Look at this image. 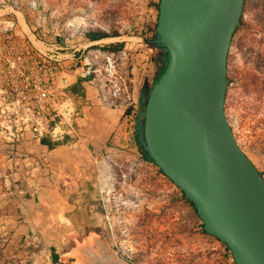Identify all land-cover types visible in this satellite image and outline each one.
I'll return each instance as SVG.
<instances>
[{"label": "rangeland", "instance_id": "rangeland-1", "mask_svg": "<svg viewBox=\"0 0 264 264\" xmlns=\"http://www.w3.org/2000/svg\"><path fill=\"white\" fill-rule=\"evenodd\" d=\"M157 2L0 0V9L17 7L19 30L62 47L83 43L93 30L118 32L129 43L122 72L133 110L125 122L129 144L96 141L86 166L78 165L84 157L70 154L86 146L78 131L52 149L36 143L14 157L0 139V264H54V254L94 264L93 254L104 250L131 264H235L227 246L203 232L195 208L139 152L146 100L164 69L157 74L148 65L156 54L144 52L155 47L149 25ZM228 79L227 118L264 178V0H245Z\"/></svg>", "mask_w": 264, "mask_h": 264}, {"label": "water", "instance_id": "water-1", "mask_svg": "<svg viewBox=\"0 0 264 264\" xmlns=\"http://www.w3.org/2000/svg\"><path fill=\"white\" fill-rule=\"evenodd\" d=\"M244 4L159 0L156 36L167 65L146 100L141 144L235 264H264V178L225 110L228 57Z\"/></svg>", "mask_w": 264, "mask_h": 264}, {"label": "built area", "instance_id": "built-area-1", "mask_svg": "<svg viewBox=\"0 0 264 264\" xmlns=\"http://www.w3.org/2000/svg\"><path fill=\"white\" fill-rule=\"evenodd\" d=\"M1 7L7 17L0 15V139L11 156L76 133L79 112L69 91L79 81L96 85L110 109L132 105L122 72L125 49L107 51L89 39L70 47L37 39L18 29L16 6Z\"/></svg>", "mask_w": 264, "mask_h": 264}, {"label": "crops", "instance_id": "crops-1", "mask_svg": "<svg viewBox=\"0 0 264 264\" xmlns=\"http://www.w3.org/2000/svg\"><path fill=\"white\" fill-rule=\"evenodd\" d=\"M149 36L150 38H154L155 47L149 48L147 51L144 52L145 54H156L155 56L157 58L154 59L153 57H151V61L148 65H153V70L156 71V73L158 74L162 71L165 66L166 50L163 47L162 43L158 41L156 35L154 36L152 34H149ZM143 37L145 38L147 37V35H144ZM144 38H139L135 40V42L148 43L149 39ZM128 40H132V38H128ZM98 41V44H102V46H105L104 49H107L111 46H118L119 44H123L124 47L122 50H126L129 46V43H126L125 38L121 36L104 38ZM140 45L141 44L137 46ZM137 56H141V53H139ZM78 84H80L83 88L84 95L78 97L75 100L77 110V106H80L79 109H81L82 111L79 112L78 110L79 116L75 128L76 132L78 131L79 133H81V135L84 136V138H81L83 139L84 144L86 146H81L79 148L75 147L74 150L72 149L73 151H71L70 154H73V156L75 155L79 158L84 157L86 160L84 159L83 162H79L78 165L86 166L88 156L91 154L90 146L93 145V143H96V141L99 140V142H104V140L106 139L109 140L110 138H113L116 145L120 147H125L129 144L127 132L128 128H126L127 125L125 123L128 116L126 114L127 107H125L124 105L115 109L108 108L103 102L100 91L96 85L90 82L79 81L78 83H75L74 86ZM132 88L134 89V86ZM108 132H110V134H108ZM40 146L42 149H50L47 145L40 144ZM60 148L61 146H58L57 149L51 150V153L56 154ZM101 148L103 149V147Z\"/></svg>", "mask_w": 264, "mask_h": 264}, {"label": "trees", "instance_id": "trees-1", "mask_svg": "<svg viewBox=\"0 0 264 264\" xmlns=\"http://www.w3.org/2000/svg\"><path fill=\"white\" fill-rule=\"evenodd\" d=\"M158 5H159V0L155 4V8H156L157 12H158ZM156 26H157V19H156V22H154L151 25H149L150 31L153 32V33H155V34H156ZM118 36H120V35L116 31L113 32V33H106L104 31H100V30H93V31H90L89 33H87V38L90 41H98V40H101V39H104V38L118 37ZM123 47H124L123 44H119L118 46H111V47H109V48H107L105 50L118 52V51H121L123 49ZM166 65H167V63L165 64V67H166ZM165 67H164V69H165ZM164 69H163L162 73L164 72ZM69 92H70V95L73 97L74 100H76L78 97L84 95V90H83V88L81 87L80 84L72 87ZM132 113H133L132 108H128L127 109V112H126L127 116L128 117L129 116H132ZM42 144L43 145H47L50 149L53 148L52 147L53 145H51L49 143V141H47V140H43L42 141ZM138 147H139V152L143 156V159L146 160V161L152 162V160H151L150 156L148 155V153H147L144 145H142V144L139 143V146ZM17 191H18V189H15V192H17ZM183 198H185V197H183ZM202 229H203V225H202ZM203 232H204V230H203ZM80 260L81 259L78 258V257H74V258L61 257V256H59L57 254H54L53 257H52V261H53L54 264H77L78 262H80Z\"/></svg>", "mask_w": 264, "mask_h": 264}, {"label": "flooded vegetation", "instance_id": "flooded-vegetation-1", "mask_svg": "<svg viewBox=\"0 0 264 264\" xmlns=\"http://www.w3.org/2000/svg\"><path fill=\"white\" fill-rule=\"evenodd\" d=\"M160 171V170H159ZM167 180L172 183L168 178ZM173 184V183H172ZM177 188V187H176ZM178 189V188H177ZM180 196L183 198L184 195L183 193L178 189ZM181 198V200H182ZM185 202H187V200H185V198H183ZM93 259L94 261L96 260V262L94 264H131V262L122 257L120 254L116 253L115 251H101L99 253H94L93 254ZM110 259V261H109Z\"/></svg>", "mask_w": 264, "mask_h": 264}]
</instances>
